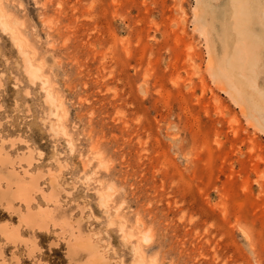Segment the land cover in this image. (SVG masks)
I'll return each mask as SVG.
<instances>
[{"label":"rangeland","instance_id":"obj_1","mask_svg":"<svg viewBox=\"0 0 264 264\" xmlns=\"http://www.w3.org/2000/svg\"><path fill=\"white\" fill-rule=\"evenodd\" d=\"M194 5L0 0L41 78L0 31V148L38 178L32 213H66L115 264H264V136L209 77ZM2 205L20 242L0 236V264H68L59 227L30 231Z\"/></svg>","mask_w":264,"mask_h":264},{"label":"bare ground","instance_id":"obj_2","mask_svg":"<svg viewBox=\"0 0 264 264\" xmlns=\"http://www.w3.org/2000/svg\"><path fill=\"white\" fill-rule=\"evenodd\" d=\"M193 1L192 25L205 41L209 77L244 112L246 122L264 136V0ZM0 31L10 33V41L17 53L21 54L24 74L30 83L33 85L39 81V68L33 66L27 54L22 51V42L14 36L1 10ZM44 100L51 108L59 109L48 91L45 92ZM50 131L56 133L52 124ZM26 161L31 166V150L27 153ZM14 166L13 158L0 148V204H3L6 212L19 213V207L23 206L25 215L19 217L20 225L30 231L46 232L50 226L59 227L61 233L67 235L65 255L69 263L115 264L101 253L99 245L94 243L91 234L85 232L81 224L73 232L66 213L60 212L62 219L54 217L49 209H39L37 213H32L29 207L34 200L33 195L41 193L42 188L38 185V178L27 180V173L24 171L21 175ZM49 183L51 191L47 199L54 200L58 183L52 175ZM2 184L4 187H1ZM98 198L105 207L108 196L98 194ZM14 202L20 205L15 207ZM105 215L108 217L106 212ZM0 236L13 246L20 242L17 229L10 231L2 226ZM142 241L145 244L150 242L147 235H143ZM37 250L34 247L28 256ZM140 263L141 260L137 262Z\"/></svg>","mask_w":264,"mask_h":264},{"label":"crops","instance_id":"obj_3","mask_svg":"<svg viewBox=\"0 0 264 264\" xmlns=\"http://www.w3.org/2000/svg\"><path fill=\"white\" fill-rule=\"evenodd\" d=\"M65 258H66V256H65ZM67 259V258H66ZM67 261H68V259H67ZM68 264H74V263H69V261L67 262Z\"/></svg>","mask_w":264,"mask_h":264}]
</instances>
